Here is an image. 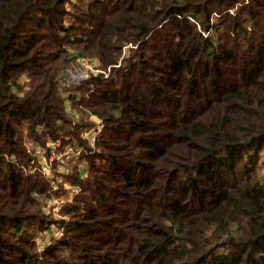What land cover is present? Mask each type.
Wrapping results in <instances>:
<instances>
[{"label":"trees","instance_id":"obj_1","mask_svg":"<svg viewBox=\"0 0 264 264\" xmlns=\"http://www.w3.org/2000/svg\"><path fill=\"white\" fill-rule=\"evenodd\" d=\"M0 264H264V0H0Z\"/></svg>","mask_w":264,"mask_h":264},{"label":"built area","instance_id":"obj_2","mask_svg":"<svg viewBox=\"0 0 264 264\" xmlns=\"http://www.w3.org/2000/svg\"><path fill=\"white\" fill-rule=\"evenodd\" d=\"M93 60H88V58H80L79 63L82 62L83 65H86L87 68H90V70H94L91 62ZM96 66V65H95ZM96 71H98L96 69ZM91 118L96 122V126L92 128L90 131H87L85 133V137L88 140V143L91 147H95L97 137L99 133L101 132V129L103 127L102 120L96 116L91 115ZM58 140H52L48 143L47 147L43 146H34L33 147V157L36 162V166L34 169L41 170L44 174H46L51 179L56 180L55 182V188L58 187V185L63 181L62 178L56 179L55 171L61 172V173H68L71 172L72 169L70 167H63V165L66 162H70L72 160H77L83 153L84 149L79 144H67L65 147L61 150H58V147L60 146ZM56 166V167H55ZM65 187L68 188L71 192L70 197L67 194L66 198L62 197H55V198H46L45 199V211L47 213H53L56 217H59V211L61 207L64 205L65 199H71V196L73 193L78 192L79 188L77 186H73L70 183L66 182ZM70 201V200H69ZM61 235V229H58L56 231L55 237L58 238ZM39 240V239H38ZM51 243V240H49L46 243L40 244V248L43 250L45 246L49 245Z\"/></svg>","mask_w":264,"mask_h":264},{"label":"rangeland","instance_id":"obj_3","mask_svg":"<svg viewBox=\"0 0 264 264\" xmlns=\"http://www.w3.org/2000/svg\"><path fill=\"white\" fill-rule=\"evenodd\" d=\"M88 60H93V59H88ZM93 68L96 67L95 65H97V61L93 60L91 62ZM97 72L99 71H96V69L94 68V70H90V68H87L86 65H83L82 62L77 63L76 66L70 68L66 74H65V81L67 83H78L80 80L84 79V78H87L90 76V74H96ZM71 110V109H69ZM71 112V111H70ZM76 161L75 160H72L70 162H66L63 167H70L71 165H73ZM80 167L83 169H85V165L82 163L80 165ZM71 169V168H70ZM70 194L71 192L68 193L69 197H70ZM67 194H65L63 196V198H66ZM70 199L66 200L65 199V202L64 204L68 203ZM58 229H52V230H49L48 232H46L45 234H41V236L39 237V242L40 244L42 245V243H46L48 242L49 240H54L56 239L55 237V234H56V231Z\"/></svg>","mask_w":264,"mask_h":264}]
</instances>
